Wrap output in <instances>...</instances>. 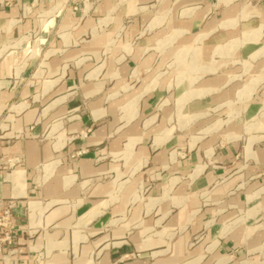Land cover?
<instances>
[{"label":"crops","instance_id":"0c3cea01","mask_svg":"<svg viewBox=\"0 0 264 264\" xmlns=\"http://www.w3.org/2000/svg\"><path fill=\"white\" fill-rule=\"evenodd\" d=\"M1 113L0 264H264V0H0Z\"/></svg>","mask_w":264,"mask_h":264},{"label":"built area","instance_id":"2783aa9c","mask_svg":"<svg viewBox=\"0 0 264 264\" xmlns=\"http://www.w3.org/2000/svg\"><path fill=\"white\" fill-rule=\"evenodd\" d=\"M11 203H2L0 201V242L11 243Z\"/></svg>","mask_w":264,"mask_h":264},{"label":"rangeland","instance_id":"374dc122","mask_svg":"<svg viewBox=\"0 0 264 264\" xmlns=\"http://www.w3.org/2000/svg\"><path fill=\"white\" fill-rule=\"evenodd\" d=\"M42 73L44 74V72H42ZM2 115L4 116V113H3V114H2V113L0 114V128L3 127V130H4V129L7 128V126H8L7 123H8V122H7V121H2V120H1V117H3ZM1 133H2V132L0 131V134H1Z\"/></svg>","mask_w":264,"mask_h":264}]
</instances>
